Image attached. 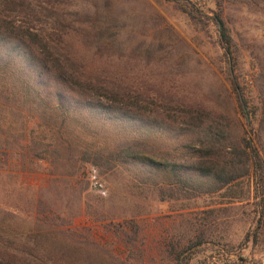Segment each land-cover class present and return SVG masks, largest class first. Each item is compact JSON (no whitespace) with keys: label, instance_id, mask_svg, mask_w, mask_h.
Instances as JSON below:
<instances>
[{"label":"rangeland","instance_id":"1","mask_svg":"<svg viewBox=\"0 0 264 264\" xmlns=\"http://www.w3.org/2000/svg\"><path fill=\"white\" fill-rule=\"evenodd\" d=\"M42 1L66 20L75 56L85 63L150 96L224 107L238 131L256 141L264 111L258 88L264 73V0ZM215 15L232 38L229 55ZM104 24L113 28L117 48L100 57L84 50L77 31ZM228 58L245 89L247 114L232 92ZM135 135L149 139L151 132ZM80 140L57 133L28 105L0 92L3 233L26 240L53 233L66 241L71 235L129 264H176L180 253L188 264H264V249L243 242L256 217L253 175L249 200L231 201L220 193L161 200L159 184L142 181L124 165L83 163ZM93 180L103 186L94 187ZM135 182L144 186L143 193ZM209 209L215 212L204 220ZM203 233L208 241L191 246Z\"/></svg>","mask_w":264,"mask_h":264},{"label":"trees","instance_id":"2","mask_svg":"<svg viewBox=\"0 0 264 264\" xmlns=\"http://www.w3.org/2000/svg\"><path fill=\"white\" fill-rule=\"evenodd\" d=\"M189 14L196 19L195 12ZM213 19L225 55H229L232 38L222 17ZM68 31L66 20L42 0H0V92L28 105L51 122L57 133L81 139L83 163L124 165L142 181L159 184L161 200L217 193L231 201L249 200L253 175L256 217L243 242L264 249V111L255 141L238 131L224 107L173 102L161 93L150 96L125 79L99 72L75 56ZM77 33L84 50H94L97 56L117 48L109 24ZM228 68L232 92L247 114L245 89L229 58ZM258 80L264 98V73ZM137 131H150V138L136 136ZM134 186L144 192L141 183ZM214 212L204 211L203 219ZM2 231L0 227V264H129L95 243L85 244L71 235L66 241L53 233L35 234L26 240ZM207 241L203 233L191 246ZM181 254L175 258L176 264H188L182 263Z\"/></svg>","mask_w":264,"mask_h":264},{"label":"built area","instance_id":"3","mask_svg":"<svg viewBox=\"0 0 264 264\" xmlns=\"http://www.w3.org/2000/svg\"><path fill=\"white\" fill-rule=\"evenodd\" d=\"M92 185H93L94 187H98V188L103 186L102 183L99 182L98 180H93V181H92Z\"/></svg>","mask_w":264,"mask_h":264}]
</instances>
